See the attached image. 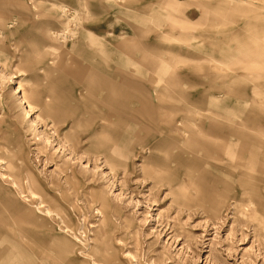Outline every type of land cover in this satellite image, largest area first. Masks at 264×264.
Wrapping results in <instances>:
<instances>
[{
    "label": "rangeland",
    "instance_id": "374dc122",
    "mask_svg": "<svg viewBox=\"0 0 264 264\" xmlns=\"http://www.w3.org/2000/svg\"><path fill=\"white\" fill-rule=\"evenodd\" d=\"M97 47L145 70V78L131 76L134 83L149 86L135 78L160 81L171 67L191 99L166 82L146 91L125 85L136 94L131 102L79 91L91 84L85 67L113 63L115 55L105 62ZM60 79L74 89L73 107L65 109L79 113L98 103L96 112L111 116L97 124L127 134L128 141L107 143L105 136V153L98 156L94 146L83 150L94 130L83 122L66 141L67 125L54 131L41 106L26 117L18 87L51 95ZM47 99L58 106L54 94ZM131 103L142 116L130 112ZM7 144L21 156L25 180L5 169ZM258 144H264V0H0V252L8 262L0 257V264H12L27 247L56 264V239L42 240L43 221L55 235L75 240L77 264H264V170L238 154L240 145ZM193 149L201 162L198 171L192 163L195 186L180 174L184 163L178 161ZM26 169L48 191L61 179L64 194L49 191L57 206L39 203L46 194L32 192ZM73 169L78 183L63 178ZM181 183L186 186L177 187ZM218 193L224 202L215 206L211 198ZM16 230L22 232L11 236ZM104 252L113 261L101 257Z\"/></svg>",
    "mask_w": 264,
    "mask_h": 264
},
{
    "label": "bare ground",
    "instance_id": "6f19581e",
    "mask_svg": "<svg viewBox=\"0 0 264 264\" xmlns=\"http://www.w3.org/2000/svg\"><path fill=\"white\" fill-rule=\"evenodd\" d=\"M236 37V36H235ZM99 48V52H95L96 55H101L106 57V60H110V56H116V59H113V63L112 65H107V64H100V63H95V65L97 66H93V67H85L84 73H86V80H88L91 84L85 86L84 88H80L79 91L83 92L84 89L88 90L90 93H98V92H103L105 93V98H123V97H130L132 96L131 94H129V92L125 91V85H129L131 87H135L138 88L140 90L146 91L149 88H155V86H160L158 82H166L167 84H171V89L183 96H186L187 98L190 97L191 98V94L187 93V91L184 90V88L178 87V81L177 79H179L180 76L176 75L175 73L171 72L172 69L169 66H165V74L159 77L160 81H155L152 79L149 80H141V79H137L139 81H150L149 84L151 85H147L145 83L142 82H136L134 83L131 80V76H137L139 78H145V74L143 69H140L139 66H134L132 64H130L133 67H136L138 69L137 73H133L129 71V64L127 65H122V63H120L119 60H117L118 58V52L111 49L107 52L104 53L103 48L101 47H97ZM118 50V49H117ZM114 56V57H115ZM100 64V65H99ZM91 65V64H90ZM162 66H158L157 68H161ZM169 67V68H168ZM155 68V70L157 69ZM82 69V68H81ZM80 72V71H79ZM105 72L107 74H105ZM124 73V74H129L130 77L126 76V82H124V85L122 84V82L120 81L121 76L120 74ZM147 77V76H146ZM123 78V77H122ZM148 78H152V77H148ZM134 80V79H133ZM180 80V79H179ZM64 81V82H63ZM54 86L51 89V95H44L41 91H33L30 93H27L25 90L23 91L21 87H18L19 90L16 91V93L22 92V96L19 98L20 104L24 106V110L26 111V117H32V115H34L37 112V108L39 106H41V110L44 112L45 115H43V118L45 120L48 119V122L51 124V126H53L54 131H62V127H64V125H67V127L65 128V132L63 133L64 138L66 141H71V139L75 138V135L73 134V131L76 129V127H78L82 122V124L84 125H88L89 128H94V130H92L93 132L86 136L85 139L86 141L90 139V142L88 144L87 147L83 148L84 152H89L90 151V147H96V149L94 150V153L98 156H101L102 154H104L105 152H103L102 148L105 147V136L107 137V143H114V140H118V138L122 137V135L119 136V133H116L115 131L110 130L109 127H104L103 125H99L97 124V121L99 119H103V120H107L108 117H110L111 115H107V118L103 115L105 112H103V114H101L100 112H96L97 110V105L98 103H89V105H85L83 106V109L81 112H72L69 111L67 109H65V107H73L72 105V95L70 93H72L74 91L73 89V85H71V83L60 79L57 81L53 82ZM170 88H164L163 90L167 93V95H169L170 97L173 95V92ZM97 91V92H96ZM132 91V90H131ZM55 95L58 103V106H53L51 103L47 102L48 98H51L52 95ZM189 94V95H187ZM77 95V94H76ZM130 95V96H129ZM47 99V100H45ZM169 107L172 105L171 100L169 101ZM26 105V106H25ZM99 107V106H98ZM168 107V108H169ZM144 108V102L142 101V107L140 110H143ZM167 108V109H168ZM101 109V108H100ZM166 109V110H167ZM180 111L178 110V107L176 108L175 113H179ZM112 113V112H111ZM83 114V115H82ZM74 115H78L76 117H74ZM87 115H89V117H87ZM114 116V115H113ZM47 119H46V118ZM118 117H120V113H118ZM72 118V120H70ZM50 120V121H49ZM179 121L182 122V120H177L178 123H180ZM38 124V120L36 117V120L32 119V126H36L35 128L37 129V125ZM207 131H217L215 129H211L209 128L207 125L203 128ZM53 131V133H54ZM218 131H221V129H218ZM42 134V133H41ZM56 134V133H55ZM232 135L238 137L239 139H241L240 135L241 133H237V131H233L231 132ZM39 136V133L37 134ZM54 136V135H53ZM45 137V136H43ZM57 137V136H55ZM110 137V138H108ZM115 137V138H113ZM5 138L7 139V135H5ZM45 140V143H50V141L46 140V138H43ZM57 139V138H56ZM92 139V140H91ZM42 138L38 137V141H41ZM57 141V140H56ZM243 143H245V141H242ZM60 143V142H59ZM125 142H123L124 144ZM52 144V142L50 143ZM130 145V143H128ZM62 145V144H59ZM131 146V145H130ZM243 146L241 148L238 149V154L240 155V158H243L244 160H246L247 162H251L253 163L254 167H256L258 164H262L261 168L264 170V144H258L257 146H252V147H248L247 145H240ZM4 153H3V158L6 160V167L8 169L9 173H12L13 175H19L20 180H25V176L23 177L22 175V171L23 168L22 164L20 162L21 160V156L18 154L17 151H15V149L12 147L10 148L9 145H4ZM17 147V146H16ZM20 147V146H18ZM17 147V148H18ZM116 147V151H121V147L120 145H115ZM120 147V148H119ZM125 147V146H124ZM190 147L193 148V145H191ZM191 150V149H190ZM193 151H195V153H191L190 157L188 158H178L179 162L182 161V163H184L183 166L184 169L181 170L180 174H186L190 181L191 186H195L197 184V177L195 175H193V165L194 168H196V171L199 170L198 165L201 164L198 154L196 153V149H193ZM232 152H237L236 149L234 147L231 148ZM103 152V153H102ZM20 158V160L17 158ZM106 161H109V157L108 155H106L105 157ZM155 161L163 166H167L170 163V159H162V158H157L155 159ZM189 164V166L187 167L186 164ZM246 162V163H247ZM110 163V161H109ZM193 163V165H192ZM244 163V164H246ZM111 164V163H110ZM27 171V175H26V179H27V183L29 185V187L32 189V192L35 191H41L42 193L46 194L44 197H42L41 202L39 203H48L49 205H56L59 204V200L57 199L56 196L54 195H50L49 191L53 190H60L61 193H63V185L61 184V179L59 181H54L50 184V186L52 187V189H49V191L47 190V184L39 181L30 171L29 169H26ZM256 171V170H255ZM4 177H6V173H2ZM250 177H252L253 173L249 172L247 173ZM76 179V183L79 182L78 179V175L76 174V171L73 169L72 172L66 173L65 176L63 178H65L66 181L70 182L71 178ZM230 179V178H229ZM14 183L18 184L16 181H13ZM25 182V181H24ZM180 183V182H179ZM19 185V184H18ZM186 185H184V183H181L180 185H178L177 187L179 188H183ZM258 192V190L254 191L253 194H256ZM53 194V193H52ZM64 194V193H63ZM56 195V194H55ZM219 197V200H218ZM212 203L215 204V206H219L221 203L224 202L223 197H221V195L218 193L215 197L211 198ZM10 203H12V200L10 201ZM48 210V209H47ZM220 210V209H219ZM49 211V210H48ZM220 215V214H219ZM221 218V216L219 217ZM38 225H40L41 228H44V233L42 240L45 241L47 244L48 242L50 243V241L53 242V239H56L55 241V245L56 247V251L57 253L55 254L57 256V261L56 264H77V262L75 260H73L71 257L72 255L75 254V248L77 247V243L75 242V240L70 239L68 237H61L58 235H55L53 233V226H50L48 223H46L45 221L42 222H38ZM22 231L20 230H16V231H11V236H16L18 233H21ZM13 234V235H12ZM31 233H29V231H26L25 236L29 235ZM45 239V240H44ZM48 240V241H46ZM109 240V237L107 236L104 240V242L106 243ZM29 246V245H28ZM41 248H45L44 245L41 244ZM107 250V248L105 249V251ZM105 254H103L101 257H105V259L107 261H113L112 256L109 253L104 252ZM6 252L2 251L0 252V257L2 262L4 263L6 261L7 262V258H6ZM46 257V254H41L36 250H31L27 247V251H22V253L20 254L19 257L14 256L9 254V257H13L10 262L12 264H49L48 261L46 259H41L40 257ZM105 259L103 258V260L105 261ZM103 262V261H102ZM5 263V264H6ZM83 263V262H82ZM87 261H84V264H86ZM107 264V263H106ZM110 264V263H109Z\"/></svg>",
    "mask_w": 264,
    "mask_h": 264
},
{
    "label": "crops",
    "instance_id": "0c3cea01",
    "mask_svg": "<svg viewBox=\"0 0 264 264\" xmlns=\"http://www.w3.org/2000/svg\"><path fill=\"white\" fill-rule=\"evenodd\" d=\"M116 57H117V55H116L113 59H116ZM119 58H120V57H118L117 60H119ZM120 63H121V62H120ZM130 64L134 65L133 63H130ZM122 65H125V64L122 63ZM134 66H135V65H134ZM129 71L132 72V71H131V68H129ZM125 75H127V76L129 77L128 74H125ZM134 90H135V89H134ZM134 95H135V99H137V98H136V94H134ZM134 95H133L132 97L129 95L130 97H123V98H124V99L127 98V99H129L128 101H130V98L133 99V98H134ZM123 98H120V99H123ZM188 98H189V97H188ZM197 98H198V97H197ZM190 99H191V98H190ZM145 100H146V99L141 100V102H142V101H145ZM130 102H131V101H130ZM141 107H142V103H141ZM134 108H135V107H134V106L132 105V103H131V106H130L131 111H130V112H132V114H134V112H135V113L138 112L137 114H138L139 116H142V115H141V112L139 111V109H138V111H137V110L134 111ZM123 113H124V112L121 113V116H122V118H123V120H124V122H125L124 116H126V115H124ZM121 135H122L121 139H123L124 142L128 141V137H129V136H128L127 134H121Z\"/></svg>",
    "mask_w": 264,
    "mask_h": 264
}]
</instances>
